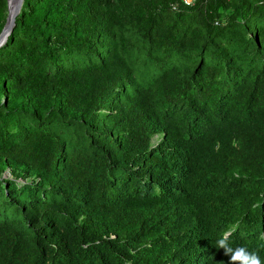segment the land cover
<instances>
[{"label": "trees", "instance_id": "obj_1", "mask_svg": "<svg viewBox=\"0 0 264 264\" xmlns=\"http://www.w3.org/2000/svg\"><path fill=\"white\" fill-rule=\"evenodd\" d=\"M220 238L264 262V0H23L0 264H229Z\"/></svg>", "mask_w": 264, "mask_h": 264}, {"label": "clouds", "instance_id": "obj_2", "mask_svg": "<svg viewBox=\"0 0 264 264\" xmlns=\"http://www.w3.org/2000/svg\"><path fill=\"white\" fill-rule=\"evenodd\" d=\"M216 246L229 257V264H237V262H240V264H264L257 253L249 252L243 247L233 249L224 238L218 239Z\"/></svg>", "mask_w": 264, "mask_h": 264}, {"label": "water", "instance_id": "obj_3", "mask_svg": "<svg viewBox=\"0 0 264 264\" xmlns=\"http://www.w3.org/2000/svg\"><path fill=\"white\" fill-rule=\"evenodd\" d=\"M22 5L23 0H7V17L5 25L0 33V46L12 31L15 20L20 13Z\"/></svg>", "mask_w": 264, "mask_h": 264}, {"label": "built area", "instance_id": "obj_4", "mask_svg": "<svg viewBox=\"0 0 264 264\" xmlns=\"http://www.w3.org/2000/svg\"><path fill=\"white\" fill-rule=\"evenodd\" d=\"M185 5H192L196 0H181Z\"/></svg>", "mask_w": 264, "mask_h": 264}, {"label": "rangeland", "instance_id": "obj_5", "mask_svg": "<svg viewBox=\"0 0 264 264\" xmlns=\"http://www.w3.org/2000/svg\"><path fill=\"white\" fill-rule=\"evenodd\" d=\"M3 175H5V177L7 178L9 176V173L7 171H5V173H3Z\"/></svg>", "mask_w": 264, "mask_h": 264}, {"label": "bare ground", "instance_id": "obj_6", "mask_svg": "<svg viewBox=\"0 0 264 264\" xmlns=\"http://www.w3.org/2000/svg\"><path fill=\"white\" fill-rule=\"evenodd\" d=\"M10 1H12V0H10Z\"/></svg>", "mask_w": 264, "mask_h": 264}]
</instances>
